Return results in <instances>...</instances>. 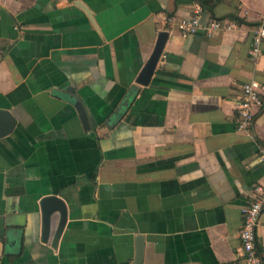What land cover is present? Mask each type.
Masks as SVG:
<instances>
[{
	"label": "crops",
	"instance_id": "0c3cea01",
	"mask_svg": "<svg viewBox=\"0 0 264 264\" xmlns=\"http://www.w3.org/2000/svg\"><path fill=\"white\" fill-rule=\"evenodd\" d=\"M198 9L224 28L182 38ZM259 26L264 0H0V264H245L264 106L250 136L236 104L264 85Z\"/></svg>",
	"mask_w": 264,
	"mask_h": 264
},
{
	"label": "built area",
	"instance_id": "2783aa9c",
	"mask_svg": "<svg viewBox=\"0 0 264 264\" xmlns=\"http://www.w3.org/2000/svg\"><path fill=\"white\" fill-rule=\"evenodd\" d=\"M198 9L192 16L182 18L177 22L178 32L182 38H188L201 30L211 35L224 28L221 22L213 21L203 27ZM159 18L163 14L158 15ZM229 26L227 28H231ZM264 40V27L254 29L251 54L256 58L260 54V46ZM264 106V85L251 81L240 88V96L236 104L237 131L251 136L255 111ZM264 212V187H256L253 201L242 210V225L238 231L240 240V256L245 264H264V244L259 246L256 240V230L259 219Z\"/></svg>",
	"mask_w": 264,
	"mask_h": 264
},
{
	"label": "water",
	"instance_id": "95a60500",
	"mask_svg": "<svg viewBox=\"0 0 264 264\" xmlns=\"http://www.w3.org/2000/svg\"><path fill=\"white\" fill-rule=\"evenodd\" d=\"M168 38V33L166 32H160L158 35L156 47L154 49L153 54L151 55L150 59L147 61L145 67L143 68L141 74L138 77L137 82L141 85H147L150 81V78L152 74L155 71V68L158 64V61L160 59V56L162 54V51L164 49L165 43ZM2 122V119L0 118V123ZM134 264H140V257L139 253L136 255V260Z\"/></svg>",
	"mask_w": 264,
	"mask_h": 264
}]
</instances>
